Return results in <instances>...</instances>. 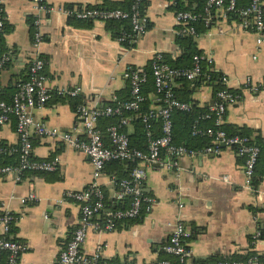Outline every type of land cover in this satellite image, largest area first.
<instances>
[{"label": "crops", "instance_id": "obj_1", "mask_svg": "<svg viewBox=\"0 0 264 264\" xmlns=\"http://www.w3.org/2000/svg\"><path fill=\"white\" fill-rule=\"evenodd\" d=\"M108 1L117 4L125 0ZM190 1H186L187 5ZM147 2L148 30L133 47H127L115 38L107 22L79 20L64 12L68 6H95L103 0H46L52 8L49 12H40L34 0H6L8 28L3 44L12 55L10 63L0 71L3 98L7 100L29 73L36 56L34 20L40 15L44 41L39 54L46 61L44 74L52 97L45 107L35 111V117L51 128L84 137V125L77 114L79 104L103 108L115 95L125 96L130 67L143 69L158 53L177 58L183 52L172 0ZM262 4L264 7V0ZM196 5L193 0L192 6ZM216 12L210 27L197 36V43L205 57L212 60L211 69L226 77L225 86L240 96L228 106L224 127L247 132L252 139L264 143V32L259 34L246 27L241 17ZM248 77L259 86L258 90L246 85ZM173 84L180 97L186 96L183 81ZM74 89H79L78 96L64 93ZM187 89V96L199 107L212 105L211 84L197 78L187 83ZM159 102L156 98L154 105ZM108 122L101 119L98 126L105 143L110 144ZM122 126L129 135L136 131L131 116ZM152 131H158L157 122ZM19 140L16 118L0 124V143L16 147ZM33 143V158L58 157L59 168L37 172L43 174L26 173L19 182L12 174L0 175V207L3 202L9 205L17 218L13 236L28 245L21 264H57L81 217L80 203L65 194L86 189L94 179V167L87 154L61 139L35 134ZM179 162V168L141 164L146 168L144 191L156 200L152 211L141 221L121 222L113 231H89L83 252L92 255L102 246L105 262L157 264L170 257L161 247L180 220L191 232V264L243 257L249 251L263 254V162L257 164L255 184L247 182L245 158L232 147L222 146L218 155L181 157ZM110 172L111 168L106 167L98 182L115 208L117 188ZM32 192L37 200L29 199Z\"/></svg>", "mask_w": 264, "mask_h": 264}, {"label": "built area", "instance_id": "obj_2", "mask_svg": "<svg viewBox=\"0 0 264 264\" xmlns=\"http://www.w3.org/2000/svg\"><path fill=\"white\" fill-rule=\"evenodd\" d=\"M40 12H49L51 7L46 0H34ZM6 0H0V71L10 60V52L3 50V37L7 24ZM143 0H134L131 11L116 9H102L98 7H67L64 12L79 20L85 21H109L112 19H130L133 33L132 41L143 36L148 30L149 20L143 15L140 6ZM175 4L176 0H172ZM213 10H221L226 14L229 11L237 12L243 18L244 25L251 27L259 34L264 32V7L262 0H250L247 8L239 9L237 0H208L205 8V23L211 25ZM252 20H248L247 18ZM178 35L192 34L197 36L196 27L193 25L199 18L198 14L191 11H176ZM127 33L118 40L123 41ZM34 49L35 58L30 65L31 76L26 82L18 85V90L13 95L12 101L8 102L0 95V124L9 123L16 118V130L19 135V146L2 148L0 153L10 151L19 154L17 165L0 166V175L12 174L14 181L19 182L24 172H52L59 168V158L39 160L33 158L35 134L58 138L69 144L78 151L84 152L90 158L94 167V179L86 189L69 190L65 196L80 203L81 217L79 225L73 231L72 236L61 250L57 264H134L122 262H105L102 260V246H98L94 254L87 255L82 246L88 232L113 231L118 222L127 221L146 215L152 211L155 198L144 194V180L146 168L141 164L152 166L155 164L165 165L168 168H179L181 157L194 158L202 154L218 155L222 152V146L232 147L238 154L245 158V172L247 182L250 184L256 174V167L261 155V148L247 135L229 134L221 128L225 121L227 108L236 103L240 96L227 87L217 92V101L210 107V112L203 118H212L214 126L203 127L196 122L192 128V135L197 137L209 136L212 138L210 145L201 148H189L177 144L174 140V114L181 111H190L192 105L189 102L176 98L173 91V82L177 78L196 80L202 75V60L204 56L195 55L193 66L190 68H171L161 62V54L155 55L152 64L155 79L156 92L162 105L141 114L142 121L147 128L148 149L137 150L131 148L128 134L121 130L120 125H110L108 134L110 146L104 141L98 123L102 118L121 115L124 111L139 112L145 97L141 93V86L147 79L146 73L139 69L129 68L128 76L131 81L132 96L128 100L121 101L117 105H106L103 108H93L85 103L77 107L78 117L82 120L85 136L81 137L73 132H64L58 128H51L35 117V111L45 107L52 97L51 90L46 84L48 78L44 74L45 59L39 54L40 46L44 41L42 32V17L39 15L34 20ZM262 38L259 37V42ZM212 62L210 58H207ZM227 79L223 78V82ZM252 78L246 79V85L252 90H258L259 86L253 84ZM79 89L65 90L64 93L71 97L78 96ZM117 99V95L113 97ZM161 120V135L155 136L152 132L153 122ZM123 119L122 123H126ZM113 160H138L131 177L120 181V188L116 192V199L121 201L127 195H132V200L126 208L111 209L106 204V194L99 185L98 179L102 176L107 163ZM227 179V176L225 177ZM29 199L37 200V195L32 192ZM25 200V199H24ZM0 264H21V256L27 251L28 245L13 236V225L16 216L8 204L3 202L0 207ZM191 237L190 230L182 221L173 226V231L168 241L162 245V252L170 257L161 259L157 264H191L194 252L188 245ZM203 264H263L258 256H250L245 260L222 258L215 261H207Z\"/></svg>", "mask_w": 264, "mask_h": 264}, {"label": "trees", "instance_id": "obj_3", "mask_svg": "<svg viewBox=\"0 0 264 264\" xmlns=\"http://www.w3.org/2000/svg\"><path fill=\"white\" fill-rule=\"evenodd\" d=\"M186 1L187 0H176V3L174 4V8L176 9V11H181V10L191 11V12L199 15V18L197 19V21H195L193 23V25L196 27L197 34L200 35L201 33L206 31V29H208L210 27V26H207L205 23V17H206L205 8H206V4H207L208 0H196L197 5L195 7L192 6L193 0L190 1V3H191L190 5H187ZM133 5H134V0H125V1H123L121 3H117V4H111L108 0H103L102 4L95 5V6H88V7H98V8H102V9L121 8L123 10L131 11L133 8ZM249 5H250V0H237V7L239 9L247 8ZM147 6H148L147 0H143V2L141 3V6H140V10H141L143 15H146ZM68 7H71V6H68ZM216 13H217L216 10H213V19L216 17ZM227 14L233 18L239 17L237 12L229 11V12H227ZM107 24H108V28L111 31H113V34H114L115 38H117V39L122 37L123 33L124 34L127 33V35L125 36V39L122 41V43L125 46L133 47L135 45L136 41H132L131 40L132 38L130 37L133 33V30H132L133 27H132V24L130 22V19H121V20L112 19V20L107 21ZM149 25L150 24H148V27H149ZM7 28H8V25L6 24L5 31ZM197 36L192 35V34L178 35L177 38H178L179 46L183 50L182 54L177 58H173L169 54L160 53L162 56L160 61L169 65L171 68H176V69L177 68H190L193 66L195 55L204 56L203 60H202V66H203L202 71L203 72H202V75L200 76V80L202 82H207L213 86V88H214L213 104H214L217 101V95H216L217 92L219 90L226 88V86L223 82V75L220 72L211 69V62H209L207 60V58L205 57L202 50L198 47ZM3 50L7 51L4 47H3ZM11 55L12 54L10 52V60L7 62L6 66L11 61ZM154 59L155 58H153L149 62V64L146 65L143 69L137 68L136 66L132 67V69L142 70L143 72L146 73V76H147L146 81L144 83H142V86H141L142 87L141 93L145 97V100L142 103L140 111L139 112L124 111L121 115H114V116L102 118L105 120L109 119V122H108L109 126L110 125H120L121 130L126 132V130L124 129V126H122L123 125L122 121H123V119H127L131 116L132 121L136 124V131L131 135H129L127 132L126 133L128 134V136L130 138V143H131L132 149H137V150H147L148 149L147 128L145 127V124L142 121L141 114L148 113L150 110L158 108L162 105L161 101L159 102L158 106L154 105L156 98L159 100V98H158L159 96L156 92L155 79H154L153 68H152V64H153ZM30 76H31V71L29 68V73L27 74L26 77L23 78L21 83L28 81L30 79ZM129 81H130V78H129ZM175 81H183L184 82V90L186 91V96L180 97L177 93V89L174 87V84H173V91H174L175 97L179 98L180 100L189 102L192 105V109L190 111L179 110L173 116L174 140H175V142L177 144L185 145L189 148H199V147L201 148V147H204L206 145H210L212 142L211 137H209V136H202V137L193 136L192 135V128L196 122H198L199 125H201L203 127L214 126L216 129L218 128L217 126L214 125L212 118H203L204 114L210 112V107L213 104L210 105L209 107H206V108L199 107V105L194 101V99L189 98V96H187V92H188L187 83L190 82V80H187L185 78H177ZM17 90H18V86L16 87V89L14 90L12 95L9 96V98L7 99L8 102L12 101L13 95L15 94V92ZM131 91H132V88H131V81H130L129 85L126 89L125 96L122 98L120 96H117V99L113 100L109 105H117L121 101L130 99L132 96ZM0 95L3 98L4 94H2L1 89H0ZM155 122H157V124H158V131L157 132L155 131L154 135L160 136L161 135V131H160L161 120L158 119ZM155 122H153V124ZM220 127L224 128L231 135L242 134V135H247L251 138V136L247 132L240 131L239 129H234V131H231V129L225 128L224 124ZM152 128H153V126H152ZM252 141L260 146L261 155H260L258 162H263V165H264V143L261 139L260 140L252 139ZM106 144L110 145L108 143H106ZM18 146H19V144L16 145V147H18ZM0 147L10 148V146H8L4 143H0ZM18 162H19V154L17 152L6 151V152L0 153V166H4V165L15 166L18 164ZM138 166H139L138 160H113V161L107 163V165H106L107 168H109V169L111 168L110 174L112 175V179L114 181V184H115L117 190H119V188H120V181L125 179V178H132L131 177L132 172ZM263 171H264V169H263ZM256 172H257V167H256ZM26 173H34V172H30V171L24 172L23 176H25ZM35 174H43V173H37L36 172ZM255 182H256V174L253 177L251 183L255 184ZM144 194L151 196V194L146 192V191H144ZM132 197H133L132 195L125 196L124 199H122L121 201H118L116 203L115 208H113L114 203L110 202L109 198H106V204H107V207H111V209L126 208L128 206V204L131 202ZM144 216L145 215L143 214L137 218L127 220V222L141 221V219H143ZM123 222H125V221H122V223ZM118 224H121V222H118ZM250 256H258L259 260H261L264 264V253L260 254V253H257L255 251H249L243 257L239 255V256H236V258H234V259L245 260Z\"/></svg>", "mask_w": 264, "mask_h": 264}, {"label": "water", "instance_id": "obj_4", "mask_svg": "<svg viewBox=\"0 0 264 264\" xmlns=\"http://www.w3.org/2000/svg\"><path fill=\"white\" fill-rule=\"evenodd\" d=\"M198 78H200V76ZM212 104H213V102H212Z\"/></svg>", "mask_w": 264, "mask_h": 264}]
</instances>
